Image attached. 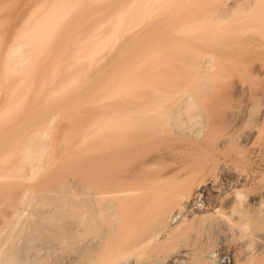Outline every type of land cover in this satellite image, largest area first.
<instances>
[{
    "label": "bare ground",
    "instance_id": "6f19581e",
    "mask_svg": "<svg viewBox=\"0 0 264 264\" xmlns=\"http://www.w3.org/2000/svg\"><path fill=\"white\" fill-rule=\"evenodd\" d=\"M94 1L95 3L96 2L105 3V0L104 2H102L103 0H53L49 5L47 4H46L47 6L44 5L45 6L44 9L42 8L43 13L42 11L40 12L42 13V16L40 17V19H35L33 15L35 16L37 14L36 12L35 14H33L32 12V15L28 18V20L24 24L25 27L26 26L27 27L24 28L25 30H21L19 32L20 34L22 32L24 33H22L21 35L17 33L19 34V37H17L16 35L15 38H17V40L14 39L6 50V53H5L6 55L4 58L5 60L3 61L5 62L4 67L2 66L3 67L2 70L4 71L3 72L4 78L3 76H1L3 80L5 79L6 81L1 83V87H3V89L1 88L2 90H1L0 95L2 94L3 97H1L2 101L0 100V102H3L4 101L3 98L5 97H7L6 102L7 103L8 101L10 102L8 104L6 102H5L6 104L3 102L4 105L3 103H1L2 106L4 107L2 108L0 107V264H143V262L144 264H165L164 263L165 258L164 257L163 259L157 258L156 256L157 253L158 252L165 253V250L167 252V250L170 247L175 248L174 245L176 246L177 244L175 241L177 240V236H179L178 234H180L181 232L190 230V228L196 225H200L201 222H202L201 226L202 224H204L203 228L204 229L206 228V231L204 229L203 230L205 232L208 231L206 234L205 233L203 234L205 237L207 236L206 239H208V237H209V240L211 239V237L212 238L217 237V239H219L220 238L219 236H221L220 234L221 232L222 234H224V231L229 230L228 228H230V226L234 227L235 229H236L235 226H237L240 228V229L237 228L241 232L239 233L240 236H244L243 240H246V242L240 245L241 254L246 255L248 253L246 251L252 248L253 244H255L256 241H257L256 249L260 251V253L258 252V254H264L263 253L264 252V237H260L261 235L258 236V233H257V236L253 234V231L256 229H259L260 226L258 225L257 222L251 225L247 223L242 224L240 221L245 216L246 213L240 209L238 211V208L234 207L237 205L239 206V204H241L239 201H235L237 199L239 200L240 197H242L240 193L234 194L236 195L234 199L232 198L233 196H231V200L233 199L232 201L230 200V198L228 199L227 197H225L223 201V202H226L227 204H230L229 205L230 207L234 208L235 212H237L239 216L238 221H233V220H231L230 222L225 221L223 219L227 220V218H224L223 216H222L223 218L221 219L220 215H223L224 213L221 212L220 209L214 211L213 213H205V212L203 213L201 208H199L198 206V210L196 211L193 210V212H190V211L188 212V209H187L189 207L188 205H190L191 203H194V200L192 201V198H193V194L195 193V191L193 190L195 188L196 189L199 188V184H200V182L196 183V181H194L191 178L192 174L195 171L199 170L198 167L201 162V161H198L199 160L197 159L198 157L195 159V156L197 155L199 156L201 151L203 150L206 151L207 149L205 150L204 148H202V146H200V144H197L198 141L191 143V145L189 143L190 147H184L183 149L195 150L196 153L197 152L199 153L200 151V153L199 154L197 153L195 156H193L195 153L193 151L189 150L190 151L189 152L187 150L188 152H187V155H185V157H187L189 154L188 156L189 158L187 157V159L189 160L187 159L185 160L183 159L184 157L182 159L179 157L181 150L179 151L174 146L181 142L179 139L183 140V142L180 143L182 145L184 144V142L186 143L187 141V140L184 141L185 139H182L183 133H181L182 132L181 127L183 128L185 127V125L186 127L188 126L187 128H189L190 125L195 126L196 122L201 121L200 117H203L204 120L202 119V121H206L205 123L204 122L202 123L208 126L207 124L209 123V121L210 120L213 121V118H212L214 117L213 115H217V114L220 115L219 113H217L219 111H215V109H213L216 113L213 114L212 113L213 111L210 112V114L208 113L210 116V119H209V116H207L208 114L206 113L207 110L209 109V106H208V109L204 107L202 108L203 104L206 105L207 107V102L210 101V99L212 98V97L210 98L209 96H206L211 88L212 89L210 93L211 92L213 93L216 89H219V87H221L222 85L223 87L224 86L229 87L230 84H232L230 85V87L231 86L233 87L234 85L236 86V83H233L231 81H230L231 83L228 82L229 78H231L230 80L234 78L233 76H230V77L226 76V75H230L231 72L233 75L239 76L240 75L239 73L240 72L242 73V69L244 68L243 69L245 70L244 73L248 72L249 76L251 73H253V72H249L250 71L249 68H248L249 70L247 69L248 64L247 65L240 64L242 66L241 67L242 69H241L240 66L237 65L239 63L236 64L232 62L233 64L232 63L230 64V60H232L231 58L229 59V62H228L230 65L228 64L226 65L224 63L225 60L221 62V58H219L220 60L216 59V57H220V56H214L216 53L233 54L235 52L237 53L242 52L241 49H243L242 47L243 45L239 46L238 45L239 43L238 44L235 43L236 45L235 44H231V45L218 44L216 42H213L214 40H212L213 43L212 42L202 43V41L206 39L205 36H203V34L205 35V32L202 33V36L204 37L203 39V37L201 36V33L198 32V30L199 29L201 30L203 28L201 26L205 25L203 23L206 21L207 18H208L207 20L209 21V19L213 20V18L211 17L215 16L214 19H216L217 21L216 23H219V21H221L222 19L223 21L225 19L227 20L229 16L231 17L229 13L239 8L238 11L242 12V13L240 12L241 13L240 15H242V17H239L237 20L240 21V19L242 18L241 21L243 20L244 23H249V22L252 23V24L249 23L251 26L248 24L250 27L245 28L244 31L246 29L247 30L249 29L248 31L250 32L251 30L250 28L251 27L253 28L252 25H254L253 21H256V18H257V21L254 22V23H257L255 24L257 27V45L256 46L259 49H263L264 48V35L260 36V34L261 33L263 34V31H264V27H263L264 25L262 22L264 21V0H257V11L254 8V5L256 7V4H255L256 2L255 3L254 1L250 2L252 0H250L249 2L248 0H246L247 2H245V0H233L231 5H229L230 3L228 4L225 0L219 1L220 2V3L218 2L219 4L216 2L217 5H215V9L213 8L215 12H213L212 14H216V15H213V16L208 15V17L204 19L205 21L203 23H202L203 20H200L203 17H200V19L199 20L197 19V21L191 22V24L187 23V25H189L190 27L188 28L185 27V29L190 28L189 30H192V32H190L192 35H187V33L185 34L187 35V37L190 36V38L191 37L194 38L195 32H196L195 30H197L199 34L196 32L198 36H196L195 39H197V37H201V38H198V42L200 41V43L196 42V44L198 45L188 44V43L183 44L182 43L183 41L182 42L180 41L182 44H177L174 46L170 45V43H167L168 45H170V49H171L170 52L172 54L170 52H167L169 46L163 43L162 47L165 46L164 47L165 51L163 50V48L162 50L166 52L165 54L167 55L165 56L166 57L170 56L172 57L171 59L173 61L177 60L178 62L175 61L172 63V60L170 59V57L167 59L163 53L160 56L161 58L159 57V59H161V63L162 61L164 62L162 63L163 69L166 67L164 70L167 69L168 74L171 73L172 75L171 74L168 75L167 72L158 73L159 71H161V69L158 70L159 67L157 70L155 69L153 72L154 73L156 72L155 74L156 76H157V73H158V76H165L166 79L169 76V78H171L173 81V85L177 87V84L179 83L178 81L180 80V76L182 77V75L184 74H186L185 76H187V72H190L189 70L193 72L196 70L194 72L195 74L194 76H195V80L197 81V83L194 84L193 82V85L192 84L189 85V83H192V81L191 82L189 81L186 83V85L180 86L179 89H177L176 91L174 90L175 92H169L167 90H171L170 89L171 83L170 84L166 83L165 85L167 86H165L163 79H162V83L156 88H154L155 90L157 89V91L152 89L153 92H149L150 91L149 90L147 94H139L140 96L138 94L136 95L135 91H134L135 94L130 95L129 92L128 94L126 91H123L122 89L119 90L118 92H113L114 90L112 89L113 93H110L112 95L113 94L129 95V104L131 103V105L128 107L126 106L128 109L125 106H123L125 108L121 106L122 109L119 108L121 109V113H118L120 114L118 119H116L117 117L116 116L115 119L109 118L110 120H104L103 122L96 123L95 125H93L90 128L91 130L90 133L87 135H84L83 137V142H82L79 154L72 156V157L70 156L71 158L69 157L64 158V156L66 155V150L64 149L65 155L62 158L63 160V165L61 166L62 168L60 169L55 168V170L49 169L47 172L48 166L52 163V160H51L52 153L54 154L52 150L53 141L51 142L52 140L51 138H52V134L54 133L53 131H55L53 130L56 126L55 122L57 121V118H59L58 114L61 113V111L60 113H58L59 108L62 107L61 98H63V96H66L64 95L65 94L64 92L67 89L66 87L70 86L71 88L72 87L71 84L73 83H71L72 81L70 83L67 81L68 84L66 83V86H65L66 89L62 88V89H65V91L63 90V93H64L63 96H61V98H58V96L62 95L60 94V91L57 89L50 90L49 88L47 90L44 88L43 89L41 88L40 90L37 89L36 92L38 93V95H36L37 93L34 91V93H36L34 96L32 88H29V87H32L30 86L31 83H24V82H26L27 80H30L28 78H31V77L34 78L33 77L34 75L32 76L33 70L36 64L37 65H39L38 63L42 64V57L43 59L45 57H46L45 59H47V57L51 55L52 49L50 45L53 43L52 41L56 38V35L58 36V32L60 33V31L64 30L63 27L66 26L65 25L66 23L64 22L65 21L67 22L68 20H70V18H73V17L75 18V15H73V13L77 12L76 14H79L80 11L83 10V8L87 9V7H89L91 3L94 5L95 4L93 3ZM162 1L164 2L167 1L169 4L171 3L170 0L169 1L168 0H132L131 2L129 0L130 3L128 2L125 3L123 7L121 5H120L121 7L118 5L116 7V10H114L115 9L114 7L113 9L114 12L113 10H111V12L113 13L105 17L104 20L101 21V19L96 18L100 20L101 22L98 21V23H96L97 25L96 24H95L96 26L94 25L95 27H93L94 29L91 30V32L88 29L90 35H88L89 33L87 34L88 31L85 33L86 36L88 35V38L86 37V39H84L85 41L84 44L82 43L83 41H80L82 45L79 46V44L81 43L76 41L74 44L78 43V45L76 44L77 47L76 46L74 47L73 42H72L73 39L78 40L79 37H82V35L79 36L80 34L78 33L77 36H74V38L71 40V43L74 49L72 50L71 43H70L71 46L67 44L69 46L68 48L70 51L68 52L65 51V52H67L69 56L66 57L67 54L62 53L63 58L65 56L66 57L65 59L68 60L69 58L73 56L75 62L76 61L87 62L89 60L92 61V59L95 58L97 62L98 61V59L96 58L98 57L97 55L100 52H102L108 45H109L108 47H110V43L113 40H115L114 38L117 37L116 35L118 34V31H120L121 26L124 25L123 24L124 20L126 22V18L129 19V16L131 18L133 15L139 12V9L142 10L143 8H144L143 9L144 11L142 10L143 15L144 14L153 15L152 13L154 11L153 9L157 10V8H159V4ZM167 2L166 4L161 3L163 7L161 4L160 6L162 8L167 7L168 6ZM44 3L45 1L43 2V4ZM156 3L157 4L159 3V4L157 5ZM192 3L190 4L192 5ZM155 4L157 6H155ZM164 4L167 6L164 7ZM176 4L175 5L173 4L174 7L173 5L172 7L178 8ZM179 4L181 5L180 2ZM193 5L195 4L193 3ZM37 8H39V6ZM105 8H107V6ZM146 8L147 10H152L151 13L150 11L149 13H147ZM253 8L255 10L254 12H253ZM78 9L79 10L82 9V10H80L78 13L77 11ZM96 12H101V11L97 10ZM106 12L108 13V9ZM175 12H176L175 9L174 10L172 9V12L170 13L172 14ZM177 13L178 11L176 12V14ZM256 13L257 15H255ZM103 14L104 13H102V17H103ZM140 14L142 17V13ZM243 14H246V16L248 15L246 21L243 19L244 18ZM68 17L70 18L68 19ZM96 17H97V14H96ZM155 21H157V19ZM195 23H196L195 27L192 28L191 25L194 26ZM67 25H68V22H67ZM71 25L69 26L70 28H71ZM69 27H66V29ZM238 28H241V26L238 25ZM123 29L125 30L126 28H123ZM184 30L182 31L184 32ZM205 30H206V25H205ZM79 31L81 30L79 29ZM244 31L242 32V34L247 32V31L246 32ZM66 33L68 32L66 31ZM252 33H254V30L253 32H251V34ZM124 36H126V34ZM223 36L225 35L223 34L222 37ZM69 37L72 38L73 35L71 34V36ZM84 37L85 36H83V38ZM200 39H203V40L201 41ZM188 40H189V37H188ZM216 40L218 41V38ZM154 41L156 42V40ZM195 41L196 40H194V42ZM113 42L111 44L114 45ZM243 42H245V40ZM157 43L151 42L150 43L152 44L151 47L152 46L153 48L156 46L158 47ZM112 47H113V50H115L116 47L111 45L110 48L112 49ZM160 47H158V49ZM172 48L177 52L178 55L182 56L183 54L184 58H181V59L177 58L175 56L174 51L172 52L173 50ZM195 50L197 52L198 51L202 52L201 58H198L199 60L195 58L197 57L195 56L197 53L195 52ZM191 51H193L194 53ZM151 52H152V55H150L151 54L150 53L149 56H153V54H155L153 53L154 52L153 49H151ZM185 55H188V57L187 56L185 57ZM118 56H121V55H118ZM163 58L166 59V61H168L166 64ZM187 58L190 60L189 61L187 60L186 62L185 59ZM213 58H215L214 61L218 60L220 63L217 61V64L214 66L215 62L214 63L212 62ZM151 59L149 58V60ZM169 59L171 60V62ZM74 61L72 60V62ZM179 62L182 64H178ZM183 62H184V66H183ZM225 62L227 63V61ZM252 63L249 65L251 66ZM257 63H259V65L261 64L259 61ZM69 64H70V61H69ZM169 64L170 66L174 64V67L173 65L171 67L169 66L170 67L169 69L168 67ZM63 65H65L66 67V64H63ZM89 65L90 63H88V67ZM93 65H96V63ZM149 65H150V62H149ZM176 65H178L177 67H180V68H177ZM193 65L196 66L195 70L192 69L194 68ZM218 65L219 66L222 65L223 67L219 68ZM224 65L228 69H230L228 70L230 72L227 71V68ZM232 65H237V66L232 67ZM153 66L155 68V65ZM190 66L192 68H190ZM229 66L231 68H229ZM260 66L257 67V75H258ZM81 67H82V64H81ZM216 67L217 69H215ZM234 67H237V68H234ZM172 68L175 70H173ZM187 68H190V69H187ZM185 69L187 71H185ZM212 69L213 70L215 69L216 71L213 72ZM237 69H239V71L241 69V71L239 72ZM251 69H253L252 66H251ZM60 70H61L60 73H62L63 69H60ZM123 70L124 72L126 71L125 69ZM123 70H120V71H123ZM180 70L186 73L183 72L184 73L183 74L182 71L179 73ZM56 71H59V70L57 69ZM211 71L214 74L220 73V75L221 74L225 75V76L221 75L222 79L220 78L221 79L220 83H219V80H220L219 77H217L219 80L218 79L216 80L218 82L212 79L214 80V82H216L215 84H217L218 87L217 85L214 86L212 84L213 82L209 83L210 87H209V84L208 86L206 85V83H208L206 81H210L211 79L208 80L205 78L206 76L209 77V74ZM226 71L228 72V74H226L227 73ZM233 72L234 73L236 72L237 74L236 73L234 74ZM174 73H176L177 75L180 74V76H177ZM190 73H188V75ZM166 74H167V77H166ZM248 74H247V78H248ZM114 75L117 76L116 74ZM259 75L257 77L258 79H259ZM174 76L176 77V79L178 78L179 80L177 81L174 78ZM84 77L85 76H83V78ZM251 77L252 75L249 77V79H251ZM13 78L14 80L19 79L17 80L18 82H16V85L14 84L15 82H13ZM169 78L168 80H170ZM241 78L242 76L240 77L241 82L242 81L244 82L245 79H247V78H244V79L242 78L243 80H241ZM9 79H10V82L13 83V85L9 84L8 82ZM174 79L175 81H177L176 83ZM32 80L34 81V79ZM222 80L223 82L225 81V85L222 82ZM236 80H238L237 77H236ZM249 81L250 80H248V82ZM253 83L255 82H252V84ZM257 83L260 84L261 80L259 82L257 81ZM24 84H27L28 86H26L25 88H20V85H22L23 87ZM115 84H114V89H116L115 91H117L118 88H116L117 86L115 87ZM211 84L213 86H211ZM262 84H264V82ZM128 85L127 87H131V88L133 86V85L132 86H128ZM244 85L243 87L238 88L239 90L241 88V92H240L241 95L244 94V92L242 94V90H244L243 89ZM253 85H256V84H253ZM43 86L45 87V85ZM83 86H86V85L84 84ZM110 86H113V85L111 84ZM235 86L233 87L234 90H235ZM256 86H257L255 87L256 89L253 88V86H251L252 88L247 87L248 90H250L248 93V96L250 97V99L246 98V100L247 101L248 100L250 101L251 99L252 101L257 100L255 103L252 101L251 102L258 105L260 101L263 100L264 102V85H256ZM200 87H206L207 89L209 88V90L207 89L204 90L203 88L201 90ZM213 87L215 89H213ZM226 87H224V89H226ZM131 88L129 89L131 90ZM194 88L195 90L199 91V95L202 93L203 96L202 97L200 96L201 98H199L197 94L198 92L197 93L194 92ZM160 89H163V91H160ZM238 89H236L235 91H239ZM251 89L255 91H251ZM41 90H43L42 92L46 90L44 93L45 98H43V96H40L41 94L43 95V93H41ZM172 90H173V87H172ZM203 90L204 91L207 90L208 92L206 91L207 93L205 92L206 93L205 94L203 93L204 92ZM2 91L3 92L5 91V93L8 96H6V94L3 93ZM68 91H69V88L67 89V92ZM107 91L109 93V91L111 90H107ZM200 91H203V92H200ZM225 91L226 90L221 92V89H220V92L218 91L219 93L217 92L216 94L215 92L214 94L216 95L219 94L218 96H221V97L222 95L223 97H225L227 94L226 97L227 99H229L228 95L229 93H232V92L229 91V93L226 92V94H224ZM30 92H32L33 94ZM246 92L247 91L245 90V94L247 95ZM28 93H29L31 100L29 98L27 99ZM210 93H208V95ZM214 94H212V96H214ZM245 94L243 98H245L246 96ZM31 95L34 97L33 99L34 101L32 100ZM216 95L214 97L216 98V101L222 102V100H219L218 97H216ZM234 95L237 96V94H234ZM241 95H240V99L242 98ZM67 97H68V94H67ZM107 97L109 96L106 95L105 97H100L101 99H99V102L102 100V98L106 99ZM243 98L241 100H243ZM59 99L61 100L58 101ZM123 99L126 102H128L127 99H125V97ZM36 100L37 102H35ZM38 100H41L42 102L40 101L41 102L40 103L38 102ZM106 100H108V98ZM205 100H207V102H205ZM24 101H27V102L33 101V102L25 103ZM65 101H68V100L66 99ZM74 101L72 100V103L74 102L72 105H74L77 102V99ZM80 102L84 103L83 101H80ZM110 102H111V99H110ZM251 102H248V105ZM263 102H260V103L262 104ZM31 103H33L32 105L33 107L30 106ZM37 103H40V104L37 105ZM64 103L66 104V102H63V104ZM79 103L78 105H80ZM27 104H29L30 107ZM115 104L113 105L115 106ZM123 104H124V101H123ZM197 104L199 105L197 106ZM217 104L218 106L214 107L216 108V110H217V107H219L221 104L223 105V103L221 104L217 103ZM254 104H252V108L253 106H254L253 109L257 108L258 110L257 109H256L257 111L255 110L257 113L253 111L252 108H251V112H248L250 111V108L247 111L248 108L243 110L242 107H240V111H239L238 110L239 108L237 109L236 107L234 112L232 111V113L234 114L236 111L238 112H236L237 114L234 115V117H231L232 119L230 118V120L227 121L225 119H227L228 116H226L227 118H225L224 120L220 122V126L223 125V127L221 126V130H223V128H225V130H223L224 133H222L223 137L221 135L222 138L220 137V139H218L220 140L219 143L218 141L216 142V145H215L216 150H219V149L222 150L223 148L225 149V147L228 146L227 148L229 149L232 148L236 151H237L236 148H238L239 149L237 151L238 154L243 155L245 152L247 153V151L244 152L243 149L247 145L249 146V144L250 145L252 144L251 146H253L255 144L254 140H258L261 137L260 135H262L264 131L263 130L264 129V109L260 107L261 104L258 105L260 109L257 105L255 106ZM78 105L76 106L78 107ZM248 105L246 104V106ZM23 107L24 109L28 107V109H26L28 111L25 110L26 112L24 113ZM112 108H115V107H112ZM202 109L204 112L202 111ZM220 109L221 108H219V110ZM21 112H23L24 114ZM116 112H120V111H116ZM112 113H115V112H112ZM253 114L254 116H252ZM204 115L206 118L204 117ZM244 116H247V118L249 119L251 118L253 122L255 121L257 123V127H255V129L253 128L254 129L253 130L251 129L252 127L249 126V128H247L246 130H243L242 133L239 132V128H238L237 129L238 131L235 130V132L237 131L236 133H238L236 134L234 132L235 123L239 120L241 121V119H243ZM253 122H250L249 124L251 123L252 125L255 124V122L254 123ZM246 123H245L246 126L244 127H247ZM237 125L238 124H236V126ZM55 129H59V128H57L56 126ZM65 129L66 131L68 130L66 127ZM61 130L63 131V129ZM59 132H60V129H59ZM55 133L53 135H55ZM256 135H257V139H255ZM157 140L159 141L165 140L169 144L167 143L168 145H166V147L163 149H161L162 147L156 149V150H159L158 154L157 155L155 154L154 156L152 155L153 157L151 156V154L157 153L156 150L155 152L148 154L150 156H146V159L143 158L141 161L134 163L130 166L127 164V160L125 159V156L130 151L139 149L141 148V146L142 147L147 146V144L156 142ZM187 144H184V145L187 146ZM201 144L204 147V143H201ZM256 144L258 143L256 142ZM234 146L236 148H234ZM251 146L248 148H252ZM254 147H256V145L253 146V148ZM205 148H207V146H205ZM245 149H247V147ZM260 149L259 151H262V149L261 150ZM240 150H242L243 152L241 151L242 152L241 153ZM259 151L257 152L258 155L259 153L261 154V152ZM262 155H263V152H262ZM190 156H192L193 159H190ZM54 157L55 156H53V158ZM147 157L149 158L147 159ZM259 157H260V161H257V178L260 176H263L264 174L263 172L260 173L262 170L260 166L263 165V163L261 161V156ZM262 158L264 157L262 156ZM50 160H51V163H50ZM244 160H248V158L247 159L244 158L243 161ZM59 163L60 162H58V164ZM68 165H73L75 167L68 168L67 167ZM44 170L46 171V173H49V174L44 173L43 172ZM42 172L43 174H46L49 176V179L51 180V184L43 185V184L36 183L37 177L41 175ZM193 185L195 186L194 189H192L194 187ZM226 198L228 201L226 200ZM261 201H262L261 202L262 204L264 201L263 200ZM209 232H212V234L210 235ZM213 234L214 235L216 234V235L214 236ZM225 240L228 241L227 239ZM169 242L171 244H169ZM172 242L176 244L173 245ZM209 242L211 243V241ZM209 244L205 243V246L207 245L206 246L207 248L206 247L205 248L209 249L210 251L206 249H204L206 251L197 250L198 253L194 251L193 254L192 253L190 254L189 252H182V250L180 249L179 250L177 249V251H175L174 249L175 251L174 252L171 249L173 254H176V259H174V264H220V260L222 259L217 258V255L213 253L212 251L213 249L209 248L210 247ZM160 250H164V251L160 252ZM186 256H188L189 258Z\"/></svg>",
    "mask_w": 264,
    "mask_h": 264
},
{
    "label": "rangeland",
    "instance_id": "374dc122",
    "mask_svg": "<svg viewBox=\"0 0 264 264\" xmlns=\"http://www.w3.org/2000/svg\"><path fill=\"white\" fill-rule=\"evenodd\" d=\"M44 1H45V3L43 4ZM52 1L53 0H0V93H1V90L3 89V87H1V83L6 81L5 79L3 80V78H4V73L3 72L4 71L2 70V68L4 67V63L5 62H3V61L5 60L4 59L5 55H6L5 53H6V50H7L8 46L12 43V41L14 39L17 40V38H15V37H16V35H17V37H19V34H20L19 32L21 30H25L24 28H26L27 26L25 27L24 24L26 23L28 18L32 15V12H33V14H35V12H36V14H37L35 16L33 15V17L35 19H40V17L42 16V13H43V9L45 7L44 5H46V4L49 5ZM131 1L132 0H130V2ZM186 1H188V2H186ZM219 1H224V0H195L196 3L194 2V0H192V1L191 0H183V1L182 0H170V2L172 4L171 3L169 4L167 1H165V2L162 1L161 3H165V4L167 2L168 6L164 4V7L165 6H167V7L162 8L163 5L159 2L162 5V7L158 3L159 4V8L155 7V8H157V10L153 9L154 10L152 12L153 15L144 14L145 16L143 15V11H144L143 9L144 8L142 9L143 11L139 9V12H138V10H137V12H138L137 14L133 15L131 18L129 16V19L126 18V22L124 20V23H123L124 25L121 26L120 31H118V34L116 35L117 37H115L114 38L115 40H113L114 42L112 41L114 43V45L111 44L112 42L110 43V47H111V45L116 47L115 50H113V47H112V49L110 47H108L109 46L108 45L102 52H100L97 55L98 56V57H96L98 59L97 62H96L95 58H93L94 61H93V59H92V61H90V60L87 61L88 63H90L89 67H88V63L85 62V61H83V62L76 61L75 62L73 56H72L73 58L71 57L68 60L65 59L67 56H69L67 54V52L70 51L68 47L72 45L71 40L74 38V36H77L78 33H79L80 34L79 36L82 35V37H79V39L77 37L78 40H76V39L74 40L73 39V41H72L73 45H74V47L75 46L77 47L78 43H76L77 45L74 44L76 41H78L79 43H81L80 41H83L82 43L84 44V42H85L84 39H86V37L88 38V35H90L89 30L91 32V30L94 29L93 27H95L97 25L96 23H98V21L101 22L102 20H104L105 17H107L111 13H113L114 10H116V7L118 5L119 6L121 5L123 7V5H125V3H127V2L130 3V2H129V0H107V1L105 0V3H100L98 1L100 3L99 4L97 2L95 3V1H94L93 3H95V4L93 5L91 3L89 5V7H87V9L86 8H83V10L80 9L82 11H80L78 9L77 10L78 13L80 11L79 14H76L77 12L73 13V15H75V18L73 16H71L73 18L68 17V19L70 18V20L67 21L68 25H67V22L65 21L64 23H66L65 24L66 26H64V27L62 26L64 30L60 31V33L58 32V36L56 35V38L52 41L53 43L51 42L52 43L50 45V47L52 49L51 50V55L49 57H47V59H45L46 57L44 59L42 57V64L38 63L41 67L36 64V66H35V68L33 70L32 76L34 75L33 76L34 78H32V77L28 78L30 80H27L26 82H24V83H31L30 86H32V87H29V88H32L33 93H34V91L36 92L37 89L40 90L41 88L42 89L44 88V89L47 90L49 88L50 90L57 89V90L60 91V94H62V95L58 96V98H61V96H63L64 93H65L64 95H66V96H63V98H65V99L61 98L62 99V101H61L62 102L61 103L62 107H60L61 109L59 108V110H58L59 111L58 113H60V111H61V113L58 114L59 118H57V121L55 122V125L57 126V128L60 129V132H59V129H55L56 126L53 129V130H55V131H53L54 133L57 130L58 131L56 132L57 134L56 133H55V135H53L54 133L52 134L51 142L53 141L52 150H53L54 154L52 153V157H51L52 159L50 158L52 160V163H51V160H50V163L52 165L50 164L48 166L47 172H48L49 169L50 170H53V169L55 170V168H59V169L62 168L61 167L63 165L62 158L65 155L64 154V149L66 150V155L64 156V158L65 157L71 158L72 156H75V155L79 154L80 149H81V145H82V142H83V137H84V135H87V134L90 133V131H91L90 128L93 125H95L96 123L103 122L104 120H110L109 118L115 119L116 116H117L116 119H118V117L120 115L118 113H121L122 107L123 106H125V107L127 106L128 107V106L131 105V103L129 104V95H125V94H113L112 95L110 93L118 92L119 90L122 89L123 91H126L127 93L129 92L130 95L131 94H135V93H136V95L137 94L138 95L139 94H147L149 90H150L149 92H153V90H155L154 88H156L157 86H159L162 83V79H163L164 85L166 83H168V84L171 83V88H170L171 90H167L165 88L169 92H175L177 89H179L180 86L186 85V83L189 82V81L190 82L192 81V83H189V85L190 84L193 85V82H194V84H196L197 81L195 80V76H194L195 75L194 72L196 71L195 70L196 66L193 65L194 68H192L191 66H190V68H192L195 71L193 72V71L189 70L191 73L187 72V76L188 77L185 76L186 74H184L186 72H184L182 70L179 71V73L181 71H182V73L184 72L183 73L184 75H182V77L180 76V74L177 75L176 73H174L177 76H180V80L178 78L176 79V77L174 76V78L177 81L179 80L178 81L179 83L177 84V87L173 85L172 79L169 78V76L167 77L168 70L167 69L164 70L166 67L163 69L162 63H164V62L162 61V63H161V59H159L161 54L164 53V56L166 55L165 54L166 52H164L165 51V48H164L165 46L164 47H162V46H163V43H165V45L167 43H170V45H172V46L177 45V44H182V43L183 44H187L188 43V44L198 45V44H196V42H198V38H201V37H197V39H195L196 36H198L196 34L197 30H195L196 32L193 31V32H195V37L194 38L191 37V38H193V39H191L190 36H188L189 37V40H188L187 35H192L190 33V32H192V30H189L190 28L189 29H185V27L186 28L190 27L189 25H187V23L191 24V22L197 21V19L199 20L200 17H203V18L200 19V20H203L202 21V23H203L205 21L204 19L207 18L208 15L209 16L216 15V14H212V13L215 12V10H214L215 9V5H217V3ZM225 1L228 4L230 3L229 5H231V3L233 2V0H225ZM249 1L250 0H248V2ZM253 1H254V3L256 2L255 3L256 7L254 5V8L257 11V0H252L250 2H253ZM102 2H104V0ZM179 2L181 3V5L179 4ZM192 2L195 5H193ZM245 2H247V1L245 0ZM190 3H192V5ZM197 3L199 5V7H198ZM156 4H155V6L158 5V4L157 5ZM173 4L174 5L176 4V6H178V8L177 7L173 8L174 7ZM172 5H173V7H172ZM38 6H39V8H37ZM106 6H107V8H105ZM40 7H41V9L42 8L43 9L41 10ZM114 7H115V9H114ZM179 8L182 9V10H180ZM254 8H253V12L255 11ZM34 9H36V10H34ZM37 9H38V11H37ZM94 9H96V10H94ZM107 9H108V13L106 12ZM172 9L173 10L175 9L176 12L178 11L179 14L178 13L176 14V12L171 14L170 12H172ZM97 10L101 11V12H96ZM111 10H113V12H111ZM238 10H239V8L235 9V11H231L232 14L229 13V15H231V17L229 16L228 17L229 19L227 18V20L225 19L224 21L222 19L221 21H219V23H216L217 21H216V19H214L215 16L211 17L215 21H213L212 19L211 20L209 19V21H208L207 20L208 18H207L206 21L203 23V24L206 25V30H205V25H204V26H201L203 28L201 30L199 29L198 32L201 33V36H202V33L205 32V35L203 34V36H205L206 39H204L203 36L202 37H203L204 41H202L203 39H200L202 41V43L203 42L204 43L205 42L210 43V42H212V40H214L213 42H216L218 44L231 45V44H235V43L238 44L239 43L238 44L239 46L243 45L242 46L243 49H241L242 52H238V53L235 52L233 54L216 53L215 55L214 54L213 55L214 56H220V57H216V59L221 58V62H223L224 60L227 61V63L224 61V63L226 65L227 64L230 65L232 62L236 63V64L239 63L237 65H239L240 68H241L242 67L241 65H243V64L247 65L248 64L247 65V69L249 68L250 69L249 72H253V73L250 74V76L252 75L251 79H249L250 76H249L248 72L244 73V71H245V70H243L244 68L243 69L241 68L242 69V73L240 72L241 69H240V71H239V69H237V70L240 72L239 74L242 76L243 79L247 78V74H248V78L247 79L250 80L249 82H248L247 79H245L244 82L243 81L241 82L240 81V77L241 76L240 75L239 76L238 75H233L232 72L230 73V75H226V76H229V77L230 76L234 77V78H232V80H230L231 78L228 77L229 78L228 82L231 81L233 83H236V86L233 84L235 86V90L238 89L239 87H243V85L245 84L244 88H243L244 90H242V94H243V92L245 94V90H246L247 91L246 92L247 95L245 94L246 96H245V98H243L244 94L241 95V93H240L241 92V88H240V90L238 89L239 91H235L234 88H233L234 86L230 87V85H232V84L229 85V83H228V85H229L230 88L224 86V87H226V89H224L222 84L224 83V85H225V81L223 82V80H222L223 83L221 84L222 85L221 87H223V88L219 87V89H216V90H218L219 92H220V89H221V92L226 90L224 94H226V92L229 93V91H231L232 93H229V95H228L229 99H227V97H226L227 94H226V96L224 95L225 97H223V95H222V97L218 96L219 94L216 95L217 92H218L216 90L213 93L212 92L210 93L212 88L210 90H209V88L207 89L206 87L208 86V84L210 82L211 83L213 82L212 84L214 86H216L217 84H215V83L218 82V81H216L218 79L217 77H219V79L220 78L222 79V76L224 75V74L223 75L221 74L222 75L221 76L220 73H217V74L213 73L214 71H216L215 69H217V67L220 65L219 64L214 70L212 69L213 72L212 71L210 72L209 77L206 76L205 79H208V80L211 79L210 81H206L205 80L206 82H208V83H206L207 86L206 87H200L201 90H202V88L204 90L205 89L209 90V92L207 90L206 91L208 93H210L211 96H210V94L208 95V93L206 91H204V90H203L204 92L203 91H200V92H203V93L206 92L207 93L206 96H209L210 98L212 97L210 99V101H208V102H207V100H205V102H207V107H206V105L203 104L204 102L201 103V104H203L202 108L204 107V108L208 109V106H209V109L207 110V112L206 111L205 112L207 114L208 113L210 114V112L213 111L212 113L215 114L216 113L215 111H219L217 113H219L220 115H218V114L217 115H213L212 114L214 116V117H212V115H211V117L213 118V121L212 120L209 121L210 116L208 114L207 115V116H209V119H208L209 123L207 124L208 126H206L204 124L206 121H202L203 117H200L201 121L200 122H196L195 126L190 125L189 128H187L188 126L186 127V125H185V127H183V128L181 127L182 132H181V130H180V132L183 133L182 139H185L184 141L187 140L186 143L184 142V144H187L188 141L189 142H188L187 146L184 145V144H183L184 145L183 146L182 144H180V143L183 142V140L179 139L181 142L178 143L177 145H174V146L179 151L181 150L180 154H179V157L181 159L184 157L183 159H185V160L189 156V154H188V156L185 157V155H187V152L189 150L193 151L195 153L193 156H195L198 153V152L196 153L195 150L187 149L188 150L187 151L186 149H183L184 147H190L191 143H194V142L198 141L197 144H200V146H202V148H204L205 150L207 149L206 151H204V150L201 151V153L199 151L200 155L199 156L198 155L195 156V159L198 157L197 158V159H199L198 161H201V162H200V165L198 164L199 167L197 166L199 168V170L195 171L192 174L191 178L194 181H196V183L200 182V184H199V188H197V189L193 185L194 187L192 189H194V188L196 189V190L195 189L193 190V191H195V193L193 194V198H192V201L194 200V203H191L190 205H188L189 206L187 208L188 212L189 211L193 212V210H195V211L198 210V206H199V208H201L203 213L204 212L205 213H213L214 211L220 209V211L224 213L223 215L219 214L221 216V219L224 217V218H227V220L223 219L225 221H229V222L231 220L238 221V217L239 216H238L237 212H235L233 207L229 206L230 204H227L226 202H223V201H224L225 197H227L228 199L230 198V200H231V196H233L232 198L234 199L236 197V195H234V194L240 193L242 197H240L239 200L237 199L235 201H239L241 204H239V206L238 205L234 206V207L238 208V211L240 209V210H242L243 212L246 213L245 216L241 219L240 222L242 224H246L247 223L249 225L257 222L258 225L260 226V228L254 230L253 234H255V236H257V233H258V236L261 235L260 237H264V202L261 204V202H262L261 200L264 201V174H263V176H260V177L257 178V161H260V157L259 156H261V161L263 163V165L260 166V168L262 169L260 173H262V172L264 173V162H263L264 158H262V156L264 157V151H263V149H264V131H263L262 135H260L261 137L258 139L259 142H258V140H254L253 139L254 143H255L254 144L252 142L254 144L253 146L256 145V147L253 148V146H251L252 144L251 145L249 144V146L247 145L246 146L247 149H245L246 147L244 148L245 150L243 149V151L244 152L247 151V153L245 152L243 155H239L238 154L237 151L239 149L236 148L235 146H234V148H236L237 151L232 149V148H230V149L227 148L228 146L225 147V149L223 148L222 150H220V149L216 150V148H215L216 147L215 146L216 142L218 141V143H219L220 140H218V139H220L221 135L223 137L222 133H224L223 130H225V128H223V130H221V126L223 127V125L220 126V122L222 120H224L225 118H227L226 116H228V118L225 119L227 121H229L231 117H234V115H236L237 114L236 112H238V111H236L234 114L232 113V111L234 112L236 107H237V109L239 108L238 109L239 111H240V107H242L243 110L248 108L247 111L250 108V111H248V112H251L252 104H254L257 100H255V101H252V99L250 101L246 100V98L250 99V97L248 96V93H249L250 90H248V88H252L251 86H253V88H255V87H257L256 85H264V84H262L264 82V48L263 49H259L256 46L257 45V27H256L255 24H257V23H254V22L257 21V18H256V21H253L254 25H252L253 28L252 27L250 28L251 29L250 32L248 31L249 29L248 30L246 29L244 31V29L245 28H249L251 26L250 24H252V23H250V22H249L250 24L249 23H244L243 20L241 21L242 18L240 19V21L237 20L239 17H242V15H240L242 12L238 11ZM41 11H42V13H40ZM88 11H90V12H88ZM94 11L96 12L97 17H96V14H95ZM146 11H147V13H149V11H150V13H151L152 10H147V8H146ZM91 12H92L93 15L91 14ZM38 13H39L40 16L38 15ZM102 13L105 14V15L103 14V17H102ZM140 13H142V17H141ZM168 13H169V15H168ZM138 14L140 15L141 19H140ZM173 15H174V17H173ZM255 15H257V13ZM37 16H38V18H37ZM243 17H244L243 19L246 21L248 15L246 16V14H243ZM96 18L101 19V21L96 19ZM156 19H157V21H155ZM163 19H164V21H163ZM71 20L74 21V22H72ZM158 20H159V22H158ZM262 22H263V25H264V21H262ZM153 23H155V24H153ZM243 23L245 24V26H244ZM70 25H71V28L69 27ZM195 25H196V23L194 24V26L191 25L192 28H194ZM200 25H202V24H200ZM238 25L241 26V28H238ZM66 27H69V28L66 29ZM122 27L126 28L127 30L125 29L126 30L125 31ZM255 27H256V29H255ZM142 28H143V30H142ZM69 29H71V30H69ZM79 29L81 31H79ZM234 29H236V30H234ZM252 29L254 30V33L251 34V32H253ZM59 30H61V29H59ZM182 30H184V32ZM187 30H188V32L190 34L187 32ZM203 30H205V31H203ZM66 31L68 33H66ZM123 31H125V32H123ZM243 31L244 32L247 31V32L242 34ZM75 32H77V33H75ZM86 32H87V34L89 33L87 36L85 35ZM17 33H19V34H17ZM22 33H24V32H22ZM69 33H71L73 35L72 38L69 37V36H71V34H69ZM73 33H75V34H73ZM83 33H84V35H83ZM185 33H187V35ZM125 34H126V36H124ZM223 34L225 36L222 37ZM261 35L262 36L264 35V31H263V34L262 33L260 34V36ZM83 36H85V37L83 38ZM185 36H186V38H185ZM124 37H126V38H124ZM217 38H218V41L219 40H221V41L218 42L216 40ZM260 39H261V37H260ZM154 40H156V42ZM192 40H193V42H194V40H196V41L193 43ZM206 40H208V41H206ZM244 40H245V42H243ZM68 41H69V43H68ZM180 41L181 42L183 41V42L181 43ZM225 41H226V43H225ZM151 42L152 43L153 42L154 43L158 42L157 43L158 47H160V46L161 47L159 49H158L157 46L154 47L158 51H156L153 48V46L151 47V45H152V44H150ZM70 43H71V45H70ZM82 43L79 44V46L82 45ZM198 43H200V41ZM253 44H255V45H253ZM73 45H72V50L74 49ZM170 45H168L169 48L167 47L168 48L167 52L171 51ZM249 47H251V48H249ZM162 48H163L164 51L162 50ZM70 49H71V47H70ZM151 49H153V51H154L153 53H155V54H153V56H149L150 53H151L150 55H152ZM121 50H122V52H121ZM149 50H150V52H149ZM160 50H161V52H160ZM65 51H67V52H65ZM173 51H174L175 56L177 58H179V59L184 58L183 54L181 56V55H178L177 52L174 49L172 50V52ZM187 51H189V50H187ZM191 52H193V51H191ZM195 52H197V51L195 50ZM62 53H64V54L66 53L67 54L66 57L64 56V58H63V54ZM201 53H202L201 51H198L196 53V55H195L197 57H195V56L194 57L196 59L201 58V56H202ZM118 55H121V56H118ZM188 55H185V57L186 56L188 57ZM169 57H166V58L168 59ZM149 58L150 59L152 58V59L149 60ZM171 58L172 57H170V59ZM230 58L233 61L230 60V64H229L228 62H229ZM190 59H191V57H190ZM190 59L187 58L185 60L187 62V60L189 61ZM214 59L215 58H213L212 62L213 63L215 62L214 63V66H215L217 64L218 60L214 61ZM72 60L75 63L72 62ZM164 60H165V64H166L168 61H166V59H164ZM171 60H170V62H171ZM69 61H70V64H69ZM175 61H177V60H174V61L172 60V63L175 62ZM234 61H236V62H234ZM258 61L261 63L260 65L262 67L259 65V63H257ZM93 62H95L97 66L93 65V64H95ZM149 62H150V65H149ZM252 62L255 63V64H253ZM158 63H160V64H158ZM213 63H212V65H213ZM251 63H252L251 66H252L253 69H251V66L249 65ZM63 64H66V67ZM81 64H82V67H81ZM178 64H182V63L179 62ZM187 64H189V63H187ZM192 64H193V62H192ZM78 65H80V66H78ZM153 65H155V68H154ZM172 65L174 67V64H172ZM190 65H191V63H190ZM222 65L219 66V68H222L223 67ZM237 65H232V67L233 66H237ZM37 66H38V68H37ZM169 66H170V64L168 65V67ZM177 66L178 65H176V67ZM183 66H184V62H183ZM259 66H260V69H259L258 75L259 74L260 75H259V79H258L257 78L258 77V75H257V67H259ZM102 67H104V68H102ZM158 67H159V69H158ZM170 67H169V69H170ZM94 68L97 69V70H95ZM177 68H180V67H177ZM190 68H187V69H190ZM229 68H231V67L229 66ZM234 68H237V67H234ZM57 69L59 71H56ZM60 69H63L62 73H60L61 72ZM119 69L120 70L125 69L126 71L125 72H124V70L120 71ZM155 69L156 70L157 69L158 70L161 69V71H159L158 73H161V72L162 73H164V72L166 73L167 72V74H166L167 79L165 78V76H158V73H157V76H158L157 77L155 75L156 72L155 73L153 72ZM261 69H263V70H261ZM37 70H38V72H37ZM173 70H175V69H173ZM228 70H230V69L227 68V71ZM185 71H187V70L185 69ZM234 71H236V70H234ZM54 72H56V73H54ZM80 72H82V73H80ZM172 72H174V71H172ZM228 72H230V71H228ZM228 72L226 74H228ZM77 73H79V74H77ZM83 73H84V75H83ZM188 73H190V74L188 75ZM114 74H116L117 76H115ZM169 74H171V73H169ZM1 76H3V78ZM55 76H57V77H55ZM80 76H82V77H80ZM83 76H85V77L83 78ZM123 76H124V78H123ZM236 77H237L238 80H236ZM1 78H2V80H1ZM168 78L170 80H168ZM242 78H241V80H243ZM32 79H34V81ZM175 79H174V81H175ZM212 79H214L216 82H214V80H212ZM221 79L219 80V83H220ZM15 80L13 78V82H15L14 84L16 85V82H18L17 80H19V79H17L16 81ZM226 80H227V78H226ZM260 80H261V83L260 84L257 83V81L259 82ZM67 81L69 83L72 81L71 83H73V84H71V85H72V87L74 86L73 88L72 87L70 88V86L66 87L67 89L69 88L68 92H67V89L65 88L66 83L68 84ZM177 81H175V83ZM8 82H9V84L13 85V83L10 82V79H9ZM32 82H34L35 84L32 83ZM252 82H255L253 84H256V85H253ZM80 83H82V84H80ZM83 83L86 86H83L84 85ZM120 83H121V85H120ZM199 83H200V81H199ZM246 83H247V85H246ZM111 84L113 86H110ZM114 84H115V87L117 86L116 88H118L117 91H115L116 89H114ZM212 84H211V86H213ZM43 85H45V87ZM127 85L128 86H132L133 85V86L131 88V87H127ZM238 85H240V86H238ZM26 86H28V85L24 84L23 87H22V85H20V88H25ZM165 86H167V85H165ZM33 87H35V88H33ZM79 87H81V88H79ZM168 87H169V85H168ZM172 87H173V90H172ZM209 87H210V84H209ZM217 87H218V85H217ZM62 88H65L66 91H65V89H62ZM129 88H131V90ZM160 88H162V87H160ZM112 89L114 90L113 92H112ZM213 89H215V88L213 87ZM46 90H44V92H42L43 90H41V93H43V95L41 93H39V94H41L40 96H43V98H45L44 93H45ZM63 90L65 91L64 93H63ZM107 90H111V91H109V93H108ZM134 91H135V93H134ZM155 91H157V89ZM160 91H163V89H160ZM251 91H255V90L251 89ZM194 92H196V93L198 92L197 94H198L199 98H201L203 96L202 93L199 95V91L195 90V88H194ZM215 92H216V94H214ZM3 93H5V91ZM30 93H32V92H30ZM36 93H34L33 95L35 96ZM5 94H4V96H5ZM67 94H68V97H67ZM105 94L107 96H109V97H107L108 100H106L107 98L106 99L102 98V100L99 102V99H101L100 97H105L106 96ZM212 94H214V96H212ZM234 94H237V96L239 94V96L237 97ZM1 95H0V100L2 101L1 97H3V95L2 96ZM36 95H38V93ZM215 95H216V97H218L219 100H222V102L221 101L217 102L216 98H214ZM220 95H221V93H220ZM230 95H231V97H230ZM240 95L243 98V100H241L242 98L240 99ZM6 96H8V95L6 94ZM71 96H72V98H71ZM114 97H115V99H114ZM124 97H125V99H127L128 102H126L123 99ZM28 98L30 99L29 93H28L27 99ZM39 98H41V97H39ZM75 98L77 99V102L75 103L76 105H78V103L80 101H83L84 103L80 102L79 103L80 105H78V107L75 104H74L75 106L72 105L75 102L74 100H76ZM112 98H113V100H112ZM3 99H4L3 102L5 103L7 97H5ZM33 99H34V97L32 96V100ZM61 99H59L58 101H60ZM66 99L68 101H65ZM110 99H111V102H110ZM41 100H43V99H41ZM41 100H38V102H40ZM72 100L74 101L73 103H72ZM85 100H86V102H85ZM116 100H118V101H116ZM33 101H29V102H33ZM123 101H124V104H123ZM251 101L254 102V103H252ZM3 102H0V104L3 103ZM9 102L10 101H8V103ZM24 102L26 103L27 101H24ZM29 102H27V103H29ZM35 102H37V100ZM63 102H66V104L65 103L63 104ZM209 102H210V104H209ZM248 102H251L252 104L250 103L248 105ZM260 102H263V100L260 101ZM260 102L258 103V105L261 104ZM4 103H3V105H4ZM40 103H37V105L40 104ZM115 103H117L118 105L115 104ZM215 103H216V105H215ZM217 103H220V104L223 103V105L219 104L221 107L220 106L217 107V110H216V108H214V107L218 106ZM81 104H82V106H81ZM113 104H115V106ZM246 104L248 106H250V105L251 106L248 107V106H246ZM262 104H261L260 107L262 109H264V102ZM27 105L29 106V104H27ZM32 105H33V103L30 104V106H32ZM63 105H65V106H63ZM198 105L199 104H197V106ZM254 105L256 106L257 104H254ZM34 106H35V104H34ZM0 107L2 108L4 106H2V104H1ZM24 107H25V105H24ZM24 107H23V109H24ZM112 107H115V108H112ZM116 107H118V108H116ZM125 107H123V108H125ZM260 107H259V109H260ZM119 108H121V109H119ZM197 108H199V107H197ZM200 108H201V106H200ZM219 108H221V109L219 110ZM253 108H254V106H253ZM26 109H28V107L24 109V111H23L24 113L26 111H28ZM213 109H215V111ZM256 109L257 108L253 109V111H255ZM262 109H261V111H262ZM116 111H120V112H116ZM202 111H203V109H202ZM23 112H21V113H23ZM112 112H115V113H112ZM202 114H204V113H202ZM228 114H230V115H228ZM231 115H233V116H231ZM215 116H216V118H215ZM252 116H254V114ZM204 117H205V115H204ZM245 117L247 118V116H244V118ZM244 118L241 119V121L243 120L242 122L239 120V121H237L235 123L234 132L238 128H239V132L242 133L243 130H246L247 128H249V126L252 127V128L250 127L251 129H253V128L255 129V127H257V123L255 121H254L255 124H253V125H252V123L249 124L250 122H253L251 118H250L251 120L249 118H247V119L246 118L244 119ZM244 120H246V121H244ZM202 122H204V123H202ZM244 122L245 123L247 122L246 123L247 127H244V126H246ZM236 124H238V125L236 126ZM65 127L68 129L67 131H66ZM61 129H63V131ZM64 129H65V131H64ZM236 134H238V133H236ZM180 138H181V136H180ZM255 139H257V135H256ZM260 141H261V143H260ZM256 142L259 145L256 144ZM167 143L168 142H166L165 140L164 141L163 140L162 141L157 140L156 142H152V143L147 144V146H143V147L141 146V148H139V149H135L133 151H130L125 156V159L127 160V164L130 166V165H132L134 163H137V162L141 161L143 158L146 159V156H150L148 154H150L152 152H155V150L158 149V148H161V147H162L161 149L165 148L166 145L169 144V143L168 144ZM189 143H190V145H189ZM201 143H204V147H203V145ZM205 146H207V148H205ZM250 146L253 149L252 148H248ZM197 147H199V146H197ZM258 148L259 149L261 148L262 151H259ZM156 151H157V153H154V154L152 153L151 156L152 155L154 156L155 154L157 155L159 150H156ZM241 151L242 150H240V152ZM258 151L261 152V154L259 153V155H258L257 154ZM262 152H263V155H262ZM257 155H258V157H257ZM53 156H55V157L53 158ZM57 157H59L60 159L57 158ZM191 157L192 156H190V159H193V157L192 158ZM148 158L149 157H147V159ZM242 158L243 159L244 158L245 159L248 158V160H244L243 161ZM58 159H59V161H58ZM187 160H189V159H187ZM53 161H55V162H53ZM57 161L60 162V163L58 164ZM67 167L68 168H74L75 166L68 165ZM43 172L46 173L45 170ZM43 172H42V174L40 173L41 175H39L37 177L36 183L37 184H43V185L51 184V180L49 179V176L46 175V174H49V173L43 174ZM201 181H203V182H201ZM228 196H230V197H228ZM227 198H226V200H227ZM175 210H177V209H175ZM236 211H237V209H236ZM201 223H200V225H196V226L190 228V230H187V231H184V232H181L180 234H178L179 236H177V240L175 241L177 244L172 242L173 245L176 244V246L174 245L175 248H171L170 247L169 249L170 250L172 249L173 251H174V249H175V251H177V249L178 250L180 249V250H182V252H189L190 254L191 253L193 254L194 251H196L198 253V251H200V250H202V251L209 250V249H206L207 245L205 246V243L209 244L210 243L209 241H211V243L209 244V246H210L209 248L213 249L212 251H213V253H215L217 255L218 259H222V260H220V264H261V263L264 264V254H258V252L260 253V251L256 249L257 248V241H256L255 244H253L252 248L248 249L249 251L248 250L246 251V252H248L246 254L247 256L244 254L246 252L243 253L245 256L241 254V252H240V247L241 246L240 245H242L244 242H246V240H243L244 236H240L239 233H241V232L237 229L239 227L235 226L236 227V229H235L234 227L230 226V228H228L229 230L224 231V234H222V232L220 233L221 236L222 235H224V236H222V237L219 236L220 237V238L218 237L219 239H217V237H213L212 238L210 236L211 239L209 240V237H208V239H206L207 236L205 237L203 235L204 233L206 234L208 231L205 232L206 228L204 229L203 228L204 224H202V226H201ZM206 225H207V223H206ZM231 232H232V234H231ZM209 234L211 235L212 232H209ZM209 234H207V235H209ZM226 237H228V238H226ZM234 237H235V239H234ZM175 239H176V237H175ZM225 239H227L228 241H226ZM236 239H238V240H236ZM205 240L206 241L209 240V241L206 242ZM169 244H171V243L169 242ZM204 249H206V250H204ZM168 250H167V252L165 250V253H159L158 252L156 256H157V258H160V259H163V257H164L165 258V261H164L165 264H174V259H176V254H173L172 250L171 251L169 250V252H168ZM161 251L163 252L164 250H160V252ZM158 254H160L162 257L160 255H158ZM146 257H148V256H146ZM186 257H188V256H186ZM143 264H144V262H143Z\"/></svg>",
    "mask_w": 264,
    "mask_h": 264
}]
</instances>
